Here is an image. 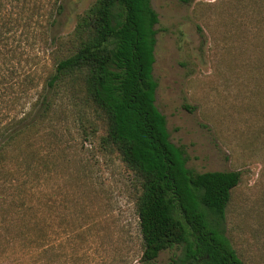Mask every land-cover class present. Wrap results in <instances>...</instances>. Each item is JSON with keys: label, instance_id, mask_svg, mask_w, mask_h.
I'll return each instance as SVG.
<instances>
[{"label": "rangeland", "instance_id": "rangeland-1", "mask_svg": "<svg viewBox=\"0 0 264 264\" xmlns=\"http://www.w3.org/2000/svg\"><path fill=\"white\" fill-rule=\"evenodd\" d=\"M92 1L60 0L53 34L70 32ZM150 1L155 105L169 139L194 172H240L218 226L244 264H264V0ZM54 118L50 164L20 188L24 216L5 223L0 209V264H144L132 173L85 134L93 116L78 119L60 100ZM192 246L150 264H201Z\"/></svg>", "mask_w": 264, "mask_h": 264}, {"label": "trees", "instance_id": "trees-1", "mask_svg": "<svg viewBox=\"0 0 264 264\" xmlns=\"http://www.w3.org/2000/svg\"><path fill=\"white\" fill-rule=\"evenodd\" d=\"M60 10V0H0L2 222L24 216L20 188L50 164L55 107L66 100L78 119L93 116L85 134L132 173L142 263L191 242L201 264H244L218 226L240 172L189 169L155 105L151 1L93 0L70 32L53 34Z\"/></svg>", "mask_w": 264, "mask_h": 264}]
</instances>
